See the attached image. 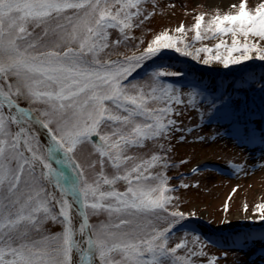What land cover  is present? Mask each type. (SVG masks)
<instances>
[{
    "label": "snow or ice",
    "instance_id": "obj_1",
    "mask_svg": "<svg viewBox=\"0 0 264 264\" xmlns=\"http://www.w3.org/2000/svg\"><path fill=\"white\" fill-rule=\"evenodd\" d=\"M119 2L116 0V3ZM138 3L139 0L135 4H123L112 15L107 0H104L103 8L101 0H95V3L92 0H0V109L7 107L9 110V115L0 110V264H74V253L79 256V264H93L97 254L99 264H162V261L173 257L177 249L186 246V243H178L173 248L166 247L169 234L180 221L187 218L179 211L171 212V216L178 219L168 228L150 234L146 240L137 241L138 233L124 231L133 224L135 218L166 210L171 198L165 193L174 189L164 187L162 177L160 185L148 187L145 182L155 178L144 175L140 171L143 165H137L129 173L111 179L101 172L94 183H89L84 178L81 165L73 159L77 145L89 141L96 146L101 157V169L105 157L119 168L121 156L129 146L158 137L176 124L173 119H169L167 124L159 122L160 116L169 113V108L156 110L154 116L145 107L149 99L179 103V96L171 94V85L152 87L146 99L143 90L130 95L121 83L161 50L181 51L167 31L155 36L140 55L126 58L123 62H90L86 58L97 52L95 41H107L109 28L119 27L124 32L125 28L131 26L124 24L121 27L116 23L117 16L123 8L138 9ZM231 7L236 9L234 13L217 14L208 21V30L212 31L213 36L231 33V47L227 48V55L218 52L215 56L205 58L203 63L215 60L225 67L241 64L253 58L250 55L253 51L257 53L255 58L264 61V47L247 42L240 45L237 40L238 35H242L245 40L250 35L264 40V2L254 11L248 9L246 0H239L238 6ZM98 8L100 18L95 19L92 27H87L79 49L69 47L62 53L41 51L48 45L34 40L33 33L29 31V25L47 26L53 16L59 17L67 9H91L84 13L83 19L77 21L71 34L61 36L64 42H72L79 38L78 29L92 23ZM133 15H138V11ZM203 19L202 14L195 18L193 27L197 30L196 39L201 38L199 29ZM182 30L183 25L176 29L177 32ZM223 43H218L216 49L219 50ZM104 46H107L106 43ZM201 51L208 52L211 49H196L197 53ZM234 52L239 55L233 56ZM183 54L191 55L190 52ZM152 75L159 79L179 73L153 72ZM20 98L46 105L47 110L41 113L44 118L35 117L30 109L20 107L17 103ZM106 102H111L117 110L127 114H112ZM137 117L155 119V122L137 124ZM25 118L46 130L48 144L45 152L40 151L38 141L36 146L33 145L32 139L37 137L30 128L26 130L20 127L14 135L9 131L10 123L22 125ZM106 123L113 126L111 136L100 134L101 126ZM117 125L122 127L118 128ZM125 127H130L131 131L125 132ZM175 130L180 131L179 128ZM95 137L99 138V143ZM113 152L116 153L115 159ZM123 159L126 161L131 158L125 156ZM159 159L154 155L150 162L144 163ZM13 160L16 162L15 167L11 164ZM53 160L65 165L69 171L54 167ZM37 167L40 168L39 176L36 174ZM117 180L128 182L126 192L102 190L104 185L111 187ZM43 181L53 184L59 190L60 197L41 187ZM157 192L160 195H155ZM52 201L59 206V212H53L50 207ZM89 209L93 213L107 212L109 217L115 215L120 222L101 225L89 231L92 228L88 224ZM256 210L261 213L259 218L264 220V203L257 205ZM73 211L82 219L79 226L82 240L76 238ZM48 219L62 223L63 232L27 241L30 232L40 231ZM116 255L122 259L116 261ZM173 264H176L175 260Z\"/></svg>",
    "mask_w": 264,
    "mask_h": 264
},
{
    "label": "rangeland",
    "instance_id": "obj_2",
    "mask_svg": "<svg viewBox=\"0 0 264 264\" xmlns=\"http://www.w3.org/2000/svg\"><path fill=\"white\" fill-rule=\"evenodd\" d=\"M73 2H79V0H73ZM95 3V0H92ZM130 1H125L129 4ZM137 0H133L135 4ZM264 0H246V4L249 10L254 11L255 8ZM113 4V9L121 8V5ZM239 4V0H233L225 6L219 4H210L209 0H139L137 8H123L124 14L120 18L117 17L116 23L121 27L125 24L131 26L125 28L124 32H121L119 27L109 28L107 30L108 38L105 42L95 41L98 45L97 52L89 54L86 58L92 61H101L106 58H110V61L117 59L118 54H122V57L129 58L132 56L140 55L148 44L151 43L155 36L167 31L176 43V46L181 49L180 52L174 49H163L165 52L171 51L175 54L186 58L187 64L196 67L200 72L212 74H218L219 67L221 65L224 68H234L244 63L254 64L264 62L255 58L257 53L251 52L252 59L245 61L241 64H232L225 67L221 62L211 60L208 64L203 63V60L207 57L215 56L218 52L221 55H227V48L231 47L232 35L217 34L213 36L211 30H208V21L215 15H223L228 12H235V8L232 5ZM104 2L101 0V8L104 6ZM91 11V9H67L59 17L53 16L48 22L47 26L29 25V31L33 33V39L41 41L48 47L40 49L41 51H59L63 52L67 48L71 47L79 49L82 38L86 35L87 27H92L95 23V19L100 18V9L96 10L95 17L92 18V23L83 26L78 29L77 36L79 37L72 42H64L61 36H67L72 33V29L78 20L84 18V13ZM121 11V12H122ZM138 15H133L137 13ZM111 12V8H110ZM203 15L204 19L199 29L201 38L196 39L195 18L197 15ZM134 17L133 19L130 17ZM71 18V19H69ZM63 26L58 28L57 26ZM183 25V30L177 32L176 29ZM47 28V35H45V29ZM193 38V39H192ZM237 40L240 45L244 43L257 44L259 47H264V40H260L257 37L251 35L245 40L242 35L237 36ZM223 41L221 48L216 49V45ZM92 41H90L91 43ZM106 43V47L104 44ZM54 45H59L55 47ZM209 48L211 51L199 53L196 49ZM87 51V49H85ZM190 52L191 55H185L183 53ZM233 56L239 55L238 52L232 53ZM153 56L146 60L150 63L151 71L147 72L139 79H135L125 83V79L122 80V85L128 89V94L136 95L143 90L145 98L147 99V93H149L152 87H161L166 84L160 79L153 77V72L164 73H179V75H172L173 77L181 76L182 69L159 63L154 61ZM158 64L157 66H155ZM148 66V65H147ZM201 66V67H199ZM140 68V67H139ZM138 68V69H139ZM145 67H142V69ZM136 69V71L138 70ZM135 71V72H136ZM141 71V69H140ZM133 72V73H135ZM133 73L131 76H133ZM129 76V77H131ZM171 76V75H165ZM128 77V78H129ZM162 78V77H159ZM209 83L210 80L208 79ZM213 81V80H212ZM136 87L133 88L132 86ZM213 85V83L209 84ZM194 88L190 87H174L171 94L173 96L178 95L180 102H163L152 101L146 104V108L157 114L156 110H162L169 108V113L160 116L159 122L167 124L169 119L176 121V124L169 130L165 131L162 135L154 138L145 139L138 145L129 146L121 156L120 167H114L112 161H109L107 157L104 158L103 169H101L100 160L96 146L89 141H84L78 144L73 159L81 165V170L84 173V178L89 183H94L98 175L102 174L109 179L114 176H123L129 173L132 168L137 165H143L140 171L155 179L146 181L148 187L154 188L161 184V177L164 180V187L172 188L174 191L166 192L165 195L170 197L171 200L166 206V210L162 211L168 214L165 221H160L161 211L155 214H146L138 218H135L133 224L124 229L128 232L138 233L136 240H146L150 238V234L154 235L156 231H163L171 222L178 218H173L171 212L179 211L187 216L184 221L182 220L179 225L185 223L183 229H179L178 232L172 234L167 241V248H173L178 243H186V246L176 250L173 257L162 261V264H173V260L176 264H264V254L261 251H257L258 248L264 247V235L259 234V227L264 220L259 217L261 213L256 210V206L264 203V148L258 146L256 148L248 147V141L239 134L238 137H234L228 134L229 128L226 125H220L210 122L205 115L207 114V103L200 101L198 93ZM18 104L24 106H30L32 111L41 119V113L47 110V106L41 103H30L24 98H20L17 101ZM106 107L110 109L112 114L126 115L127 113L117 110L116 106L111 102H106ZM5 115H9L7 107L0 109ZM153 120H147L143 117H137L135 123H153ZM258 124V121L255 123ZM55 125H53L54 127ZM20 127H24L26 130L31 129L36 134V139H32L34 146L39 143L41 152L46 151V143L42 139L40 133L34 124L30 123L26 118L22 125L16 123H10L9 131L14 135L19 131ZM116 127H122L117 125ZM258 127V126H256ZM179 128L180 131L175 129ZM259 128V127H258ZM125 132H130V127L124 128ZM101 135L111 136L113 132V126L111 123H106L100 128ZM183 137V139H181ZM31 139V137H29ZM98 138V137H97ZM242 138V139H241ZM99 139V138H98ZM99 143V141L97 142ZM30 155L29 153H25ZM158 156L160 159L149 164L144 162H150L152 156ZM116 153L113 152V158L115 159ZM130 157L129 160H124L123 157ZM208 162L211 164H226L232 166L236 164L237 167H231L232 171L227 174H219L218 172L206 169L204 171L192 172L193 168L198 163ZM13 167H15V160L11 161ZM207 164V163H206ZM221 164V165H222ZM191 171V173H189ZM185 172V173H184ZM36 174L40 175V168L37 167ZM133 176L135 173L132 174ZM182 185H188L183 187ZM47 192L52 193L57 198L60 197L59 190L53 185L43 181L41 184ZM129 184L124 180H117L115 185L109 187L104 185L102 190L111 191L115 190L120 193L127 191ZM235 189V191H233ZM155 195H160L159 192ZM227 204V211L225 205ZM245 205L247 210L245 211ZM50 207L53 212H59V206L52 201ZM73 227L77 230V239L82 240L83 237L79 235V217L75 211L72 213ZM125 219H133L131 217H124ZM148 219L152 221L153 229L148 228L141 231L137 230V225L142 224ZM89 225L92 226L90 231L98 229L101 225L118 224L120 220L113 215L109 217V214L104 211L93 213L88 210ZM188 221L195 223L196 221L204 230H213L217 232H231V235L240 236L241 227H246V233L249 237L255 241L248 243L241 241L240 243H234V239H226L219 241L220 239L212 238L206 234L209 231H201L196 233L187 228ZM187 228V230L185 229ZM155 228V229H154ZM186 230V231H185ZM225 231V232H224ZM63 232V224L54 222L51 219L45 221L40 231L32 230L27 241L39 240L43 236H54L57 233ZM234 232V233H232ZM227 236V235H225ZM230 236V235H229ZM248 237V238H249ZM82 247L84 245H81ZM225 247H228L227 249ZM202 255H191V252H201ZM97 264H99L98 254L95 256ZM179 258V259H177ZM79 256L74 253V264H77ZM116 261H120L122 257L116 255L114 257Z\"/></svg>",
    "mask_w": 264,
    "mask_h": 264
},
{
    "label": "trees",
    "instance_id": "obj_3",
    "mask_svg": "<svg viewBox=\"0 0 264 264\" xmlns=\"http://www.w3.org/2000/svg\"><path fill=\"white\" fill-rule=\"evenodd\" d=\"M125 1H127V0H120L119 3L126 4ZM128 1H130L129 4H133V0H128ZM102 2H104V0H102ZM111 2L113 4H115L116 0H107V3L109 6H111L110 5ZM119 3H116V4H119ZM103 6H105V4ZM112 7H110L111 8L110 14L115 15L117 9H113ZM122 14H124L123 11L119 15V17L118 16L117 17L120 18L122 16ZM130 17H131V15H130ZM131 18L133 19L134 17H131ZM125 24H126V21H125ZM193 37L195 38L196 36L194 35ZM170 52L171 51H168V50L166 52L164 50H161L159 53H157L156 55L153 56V58L155 59L154 61L159 62V63H164V64L170 65L172 67H176L177 69L181 67L182 73H180V74H183V75H181L180 77H184L186 79L194 78V77H201L200 73L204 74V72H200L199 69L196 68L198 66L197 64H195L196 67L191 66V65L187 64V61H184V59H186V58H183V57L175 54V52H173V53H170ZM117 56H118L117 59H115L114 61L123 62L126 60L125 57H122L123 56L122 54H118ZM92 62H94V61H92ZM99 62L100 63H107V62H112V61H110V58H106V59H103ZM149 65H150V63H148L146 61L143 62V65L135 73H133V76H131V77L128 76L129 78L127 77L125 79V83H128L129 81H132L135 79L137 80V79L141 78L142 76H144L147 72L151 71L152 67ZM157 65L158 64H156L155 66H157ZM262 65L264 66V62L254 63V64H250V62H249V63L241 64L239 66H235L234 68H224L221 65V67L218 68L219 69V71L217 72L218 74H212V73L208 72V75H216L215 79H217V80L220 78L221 75H226L227 77L229 76L230 79H236V78L240 77L241 75H243L244 73L250 72L252 74H255L256 72H260L263 68ZM125 66H127V65H125ZM142 67H145V68L142 69ZM199 67H201V66H199ZM140 69H141V71H140ZM161 77L162 78H159V79L162 80V82L166 83L167 85H171L172 88L175 86V83L179 79H183V78H178L179 76L173 77L172 75L171 76H161ZM27 107H29L31 109L30 106H27ZM159 213H161L160 221H165L167 219L168 214H166L165 212H162V211ZM171 223H173V222H171ZM187 223H188V225L194 224L191 221H188ZM149 227L153 229V223H152V221L149 222L148 219H146V221L144 223H142L140 225L138 224L136 229L142 232V230L148 229ZM166 228H168V226ZM170 236L171 235L168 236V239ZM166 246H167V244H166ZM190 264H195V263H190Z\"/></svg>",
    "mask_w": 264,
    "mask_h": 264
},
{
    "label": "water",
    "instance_id": "obj_4",
    "mask_svg": "<svg viewBox=\"0 0 264 264\" xmlns=\"http://www.w3.org/2000/svg\"><path fill=\"white\" fill-rule=\"evenodd\" d=\"M20 106V105H19ZM20 107H22V106H20ZM24 108V107H23ZM32 113V112H31ZM32 115L33 116H35L33 113H32ZM36 117V116H35ZM35 125V124H34ZM36 126V128H37V130L39 131V133L41 134V136L43 137V139L45 140V142H46V145L48 144V139H47V132H46V130L45 129H42V128H40L38 125H35ZM96 141H98V138L97 137H95L94 138ZM53 162L54 163H56L54 160H53ZM58 165H60V168L61 169H63V170H65V171H69L66 167H65V165H63V164H58ZM69 174H72V173H69ZM80 223L82 222V219H81V217H80ZM89 224V223H88ZM90 231V230H89ZM93 262L95 263V264H97V261H96V258L94 257V259H93Z\"/></svg>",
    "mask_w": 264,
    "mask_h": 264
},
{
    "label": "bare ground",
    "instance_id": "obj_5",
    "mask_svg": "<svg viewBox=\"0 0 264 264\" xmlns=\"http://www.w3.org/2000/svg\"><path fill=\"white\" fill-rule=\"evenodd\" d=\"M231 1L233 0H209V3L210 4H219V5H222V6H225L226 4L230 3ZM77 264H79V259L78 261L76 260ZM93 264H95L93 262Z\"/></svg>",
    "mask_w": 264,
    "mask_h": 264
}]
</instances>
